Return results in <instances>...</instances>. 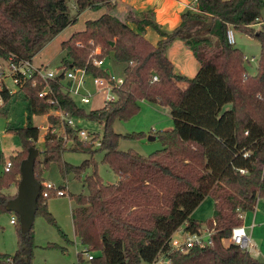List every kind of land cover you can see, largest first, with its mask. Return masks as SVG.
<instances>
[{"label": "trees", "instance_id": "trees-1", "mask_svg": "<svg viewBox=\"0 0 264 264\" xmlns=\"http://www.w3.org/2000/svg\"><path fill=\"white\" fill-rule=\"evenodd\" d=\"M69 1L0 0V62L9 57L15 63L31 60L48 40L74 22ZM114 1L74 0L76 15L101 6L107 12L87 20L82 30L61 42L65 52L61 64L66 69H85L92 76L109 79V70L95 66L93 59L111 57L121 65L123 82L113 88L112 101L86 111L63 91L62 77L49 80L55 105L38 96L45 83L36 74L18 90L27 100L30 115L60 108L69 117L101 126L102 133L88 131L91 139L85 142L77 136L80 124L72 127L49 114L42 158L37 156L34 162L39 182L51 163L57 164L63 178L72 173L81 179L86 169L92 168L82 179L87 193L71 195V218L80 243L100 254L85 261L78 253V263H148L158 251H167L171 234L180 227L189 233L205 227L212 233L204 246L170 252L169 264L257 262L247 250L233 243L224 245L223 240L229 238L232 227L243 224L244 214L253 212L264 200V21L254 27L260 22L264 0H196L194 9L183 11L179 25L170 32L160 29L152 10H129L125 21L109 13ZM147 26L163 36L157 45L145 38ZM228 29L259 42L254 74L246 69L244 53L228 42ZM176 38L199 64L192 77L176 73L166 55V47ZM16 93L1 85L0 116H8ZM141 101L166 107L174 123L172 129L152 130L161 148L148 155L118 148L120 139H141L144 132L121 134L113 128L116 120L126 121L137 114ZM60 125L71 141L67 145L53 130ZM6 129L19 138L21 148L9 156V170L0 171V214L7 212L5 205L15 196L3 190L17 186L20 163L30 147L36 148L40 134V128L29 123ZM96 140L98 146L94 145ZM67 150L85 153L88 158L78 165L68 163L62 159ZM97 151L103 152L101 163L117 176L115 183H105L98 174ZM5 162L0 157L2 167ZM181 197H192L189 208L182 206ZM205 197L213 201L211 216L204 221L191 218L192 210ZM47 199L39 194L35 217H43L66 244H71L47 208ZM14 215L17 249L13 254L0 252V264H31L33 225L22 232L19 217ZM44 248L67 251L53 242Z\"/></svg>", "mask_w": 264, "mask_h": 264}, {"label": "rangeland", "instance_id": "rangeland-1", "mask_svg": "<svg viewBox=\"0 0 264 264\" xmlns=\"http://www.w3.org/2000/svg\"><path fill=\"white\" fill-rule=\"evenodd\" d=\"M69 10L70 14L73 17H76V20L66 26L62 31H60L56 36L48 40L46 44L32 57L30 60L31 66L34 68H39L43 72L53 71L57 73V69H59L61 64V59L65 55L64 50L61 48V42L68 39L70 35L76 31L82 30L84 28L85 22L87 20L96 19L101 14L107 12V9L104 6H101L97 9H92L86 13L76 15V8L74 7V0L69 1ZM264 17V7L261 10V17ZM255 28L259 27V25H254ZM233 34L236 42L234 45L238 47L246 57L251 58L254 57L253 61H246V69L250 74H254L256 72L257 60L260 52L259 42L247 35H244L238 31L233 30ZM99 51V48H97ZM96 50V49H95ZM96 52V51H95ZM98 53V52H96ZM98 59V58H97ZM3 67L6 69V63L2 62ZM103 65L115 75H119L121 70V65L114 62V60L110 57L103 60ZM185 75L192 77L195 72L190 68L185 70ZM3 80V85L7 86L10 91H17L15 96L11 99L10 104L8 106L9 114L8 120L9 124L13 126H22L25 124H32L34 126L42 125L40 129V134L38 137V141L36 142V148L40 151L38 155V159L42 158L41 152L43 151V135L48 130L45 129L46 125L49 124L46 120L45 114H29L27 108V100L23 96L21 92H19V87L16 86L10 76H5ZM88 89L91 92L95 91L94 86L89 81ZM105 98V93L101 92L95 94L93 97H90L89 103L81 104L79 101H76L82 108L86 111L94 110L101 108L104 105L103 99ZM229 105H226L225 108H228ZM80 126L86 131H96L99 134L102 133L101 126L97 123L89 122L86 120H80ZM174 123L171 118L168 109L166 107H162L160 105L148 103L145 101L140 102V111L135 114L129 120H116L113 124V128L116 132L121 134L133 133V132H144L145 137L141 139H120L118 148L121 150H134L142 155H148L149 153L160 149L161 144L157 140V138L151 133L152 130H167L172 129ZM63 128L57 126L55 128V132L62 133ZM10 139L8 141L9 145H12L15 142V145L18 144V150L20 149V140L15 135H9ZM100 137V136H99ZM89 139V137H88ZM99 139V138H98ZM13 140V141H12ZM71 141H65L64 144H69ZM95 146L99 145V140L94 142ZM16 150V151H18ZM16 153V152H15ZM103 152L97 151L94 154V159L97 162V172L102 177L105 183H115L117 181V176L111 171V169L104 163H101ZM88 158V155L80 152H72L65 151L62 154V159L68 163L78 165L83 160ZM8 158L6 159V161ZM2 169V165L0 164V171ZM92 171L91 167H88L84 174H82V178H76L72 173L68 174L65 178H63L58 170L57 164L51 163L47 169L43 172V177L46 180L51 181V183H55V185H64L66 195L64 197H49L46 201L47 208H53L54 211L51 212L55 217L56 223L58 227L63 231V233L67 236V238H71L73 240V230H72V222L70 215V200L71 195L83 193L86 194L87 190L83 186V176L85 174H90ZM44 179V180H45ZM65 183V184H64ZM17 186L11 185L9 188L4 189L3 191L7 194H15ZM73 200V199H71ZM180 201L182 206L187 209L193 203V199L181 197ZM72 205L74 206V202L72 201ZM212 213V202L211 198L205 197L199 204L194 207L191 212V216L194 219L199 221H204L211 216ZM14 215L12 212H4L0 214V252L13 254L17 249V228L15 224L10 223V218ZM252 212L246 213L244 215L245 221L251 217ZM33 233H34V247L33 251V263H37V259L43 262L44 255L45 262L49 264H61L59 259L52 256H59V252L55 250H60L58 248L45 249L44 246L50 242L57 243L59 246H65L68 251L63 254L68 259V256L73 258L74 251L75 253L79 252L82 248L86 247L82 245L79 241L73 240L76 243L74 244H66L63 238L58 233L57 229L48 224L45 219L41 216H36L33 221ZM68 238V239H69ZM79 241V243H78ZM252 242L255 244L254 250H251L250 254L253 256L257 262L262 263L263 255H264V236L258 239H252ZM224 245L229 244L228 239L223 240ZM61 244V245H60ZM39 245H44L39 247ZM61 252V250H60ZM68 252V253H67ZM99 251H90V253H96L98 255ZM76 253V255H77ZM37 254L40 257H37ZM63 256H61L62 260ZM83 258L86 259L84 256ZM87 261V259H86Z\"/></svg>", "mask_w": 264, "mask_h": 264}, {"label": "built area", "instance_id": "built-area-1", "mask_svg": "<svg viewBox=\"0 0 264 264\" xmlns=\"http://www.w3.org/2000/svg\"><path fill=\"white\" fill-rule=\"evenodd\" d=\"M227 40L229 43L234 44L235 40L232 29H228L227 31ZM95 51L99 52L97 48ZM245 60L253 61L254 57L248 58L245 56ZM5 63L8 72L5 71L6 69L3 67L2 62H0V88L3 84L2 79H4L5 76H10L14 84L19 87L23 84L26 79L31 78L33 74H36L45 83V86L42 88V90L38 92V96L41 98H46L48 103L52 105H55L57 101L53 96V91L49 85V80H55L59 77H62L60 80L63 91L69 94V96L75 102L79 101L81 104L89 103L90 97H93L95 94L101 92L105 93V98L103 99L104 104L108 101H112L115 98L113 88L119 87L123 82L122 76L115 75L112 72H109L110 74L108 79L92 76L88 74L85 69H66L63 65L59 69H57V73L53 71L43 72L39 68L32 67L30 60H21L15 63L13 57H9L5 61ZM93 64L99 67L104 66L103 60L97 58L93 59ZM153 79H156V77L154 76ZM89 81L95 88L94 92H91V90L88 89ZM51 110H53L52 115L58 116L61 123L66 122L72 127H77L80 123V119L69 117L68 114L62 111L60 108H52ZM56 127L57 126L53 127L54 132ZM61 127L63 128L64 125H61ZM56 134L58 136H61L64 142L69 141L64 132V128L62 133L56 132ZM77 136L80 140H83L85 142L91 139V136H89L88 131L84 130L82 127L78 128ZM10 166L11 162L7 160L4 166L2 167L3 171L7 172ZM240 172L245 173V170L240 169ZM39 194H41L42 197L49 198L51 196H64L65 191L62 188L55 186L50 181L42 179L40 181ZM10 223L16 224L15 215L10 218ZM211 233L212 232L205 227H203L202 230H200L199 232L194 233L184 232L182 227H180L173 234H171L168 240L167 251H158L156 253V256L147 264H169L170 252H183L194 245L204 246L207 243ZM228 241L229 243L239 245L241 248L247 250L248 252L254 250L253 248L255 247V244L250 238V234L247 232V228L243 224L232 227ZM78 253H81V255L83 257L85 256L86 259H91L93 257L92 253H90L87 247L82 248Z\"/></svg>", "mask_w": 264, "mask_h": 264}, {"label": "crops", "instance_id": "crops-1", "mask_svg": "<svg viewBox=\"0 0 264 264\" xmlns=\"http://www.w3.org/2000/svg\"><path fill=\"white\" fill-rule=\"evenodd\" d=\"M195 1L196 0H116V1L112 2L113 4L116 3V5L112 9L109 10V13L116 15L125 21L127 19V15H128L129 10H134L136 12L152 10L154 12L155 21L158 24V26L160 27V29L163 31H166V32H170L179 25V23L181 21V13L183 11H185L186 9H194ZM90 10H92V9L91 8L85 9L84 11L80 12L79 15L86 13ZM259 21L260 22H257L255 25H260V23L264 21V17L262 16ZM144 36L153 45H157V43L163 39V36L159 35L155 31V29H153L151 26L145 27ZM234 40H235V37H234ZM235 42H236V40L234 41V43ZM166 55L171 60V62L174 64V70L176 73L185 75L184 74L185 70H188L189 68H190V70L192 69L193 72H195V73L197 72L199 64H198L197 60L195 59V57L193 56L192 52L185 46V44L182 40L176 38L173 41H171L168 44V46L166 47ZM185 76H187V75H185ZM2 82H3V80H2ZM1 102L2 101L0 99V104H1ZM52 112H53V110H49L48 113H45L46 120H47V116L49 114H52ZM8 126H12L9 124L8 116L7 117L0 116V157H3L4 160H6L7 158L9 159V156L12 154H15V152H17L16 150H18L17 149L18 144L15 145V142H14L12 145H9V143H8V141L10 139L9 135H14L13 133L7 131L6 128ZM37 127H39L41 129L42 125H37ZM46 128H48V125H46L45 129ZM20 148H21V144H20ZM43 179H45V178L43 177ZM54 185H55V183H54ZM55 186L60 187L65 191L64 185L60 184V185H55ZM65 193H66V191H65ZM64 196H53V197H64ZM71 199L72 198H69L70 209H71L70 215H71V211L74 207L72 205L73 200H71ZM211 202L213 204L212 199H211ZM49 209L51 210V212L54 211V209L52 207ZM191 218H193V217L191 216ZM244 221H245V217L243 216V225L247 228V232L250 234L251 239H253V238L258 239V238L264 236V229H263L264 200H262L256 206V209L252 212V215L248 219V221L247 222H244ZM71 222H72V218H71ZM72 230H73V240L74 241L76 239L78 240V238L74 234L73 225H72ZM69 240H71V238H69ZM73 240H71L72 241L71 245L74 244L76 246V243ZM78 243H79V241H78ZM41 246H44V245H39V247H41ZM49 251H51V250L49 249ZM55 251L59 252V256H56V257L52 256V257L56 258V260L59 259L61 264H79L78 263V257L76 255L77 252L75 253V251H74L73 258L68 256V259H67V257L65 256L66 254H63L62 252H60V250H55ZM99 254H100V252H98V255ZM92 255L97 256L96 253L95 254L92 253ZM61 256H63L62 260L60 259ZM37 257H40V256L37 254ZM43 257H44L43 262H41V261H39V259H37L36 264H49V263L45 262L46 256L44 255ZM263 258H264V255H263ZM33 259H34V257H33V251H32V257L30 259L31 264H34ZM83 259L86 261L85 258H83ZM262 263H264V259H263ZM141 264H147V263L142 262Z\"/></svg>", "mask_w": 264, "mask_h": 264}, {"label": "water", "instance_id": "water-1", "mask_svg": "<svg viewBox=\"0 0 264 264\" xmlns=\"http://www.w3.org/2000/svg\"><path fill=\"white\" fill-rule=\"evenodd\" d=\"M39 152L35 147L28 149L27 156L21 161L19 166L20 179L17 183L15 196L9 199L5 205L6 211L18 215L22 232L30 230L37 209L40 182L34 174V162ZM253 264L264 263L254 262Z\"/></svg>", "mask_w": 264, "mask_h": 264}]
</instances>
